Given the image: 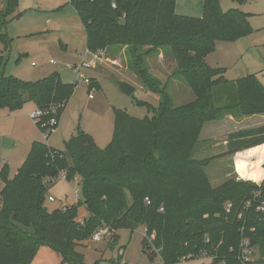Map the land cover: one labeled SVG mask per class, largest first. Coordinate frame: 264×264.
I'll return each mask as SVG.
<instances>
[{
	"label": "trees",
	"instance_id": "16d2710c",
	"mask_svg": "<svg viewBox=\"0 0 264 264\" xmlns=\"http://www.w3.org/2000/svg\"><path fill=\"white\" fill-rule=\"evenodd\" d=\"M221 1L204 0L202 18H192L176 13V0H70L89 53L126 47L131 70L162 101L158 107L138 102L152 114L143 119L116 109L113 137L103 149L78 128L64 150L33 142L12 179L0 158V264H51L49 256L54 264H86L78 248L97 231L107 228L117 241L119 231L139 227L152 263L159 258L161 264H179L205 255L211 264H251L241 257L248 242L246 248L258 249L264 264V214L257 210L264 203V182L229 179L214 188L205 171L208 161L194 158L205 124L264 114V85L255 74L230 81L226 69L206 63L218 42L233 43L254 32L248 14L223 11ZM19 3L5 0L0 12L5 50L12 39L2 27L23 15ZM165 50L193 102L174 106L167 85L146 67L149 56ZM75 89L58 73L36 82L0 73V109L15 113L33 102L42 112L36 125L51 135ZM263 144L264 126L239 132L229 137L228 154ZM63 174L68 182L79 180L82 198L50 211V186ZM81 208L88 213L83 221ZM122 261L120 254L111 264Z\"/></svg>",
	"mask_w": 264,
	"mask_h": 264
},
{
	"label": "rangeland",
	"instance_id": "374dc122",
	"mask_svg": "<svg viewBox=\"0 0 264 264\" xmlns=\"http://www.w3.org/2000/svg\"><path fill=\"white\" fill-rule=\"evenodd\" d=\"M4 4L5 0H0V7L3 5L4 8ZM241 6L253 14L251 26L254 32L233 43L218 42L215 52L206 58V63L212 68L226 67L225 77L228 80L255 74L264 85V0H249ZM18 13L23 15L8 23L6 27H2L3 34L12 39V42L5 50L0 41V59H2L0 73L14 76L25 82H36L57 72L64 81L75 83L76 89L58 127L51 135L36 125L32 115L37 110L33 102H27L16 114H11L7 109H0V142L3 138L13 141L11 149L0 151V158L7 163L11 179L15 177L27 158L33 142L48 143L54 148L64 150V142L70 136L76 135L78 128L98 139L100 134H104L103 139L110 142L114 131L116 109L126 111L130 116L138 119L152 116L149 109L146 106H140L138 102L158 107L162 98L150 91H143L142 83L138 78L133 81L134 86L124 79L123 72L102 67L100 68L102 71L93 69L83 71L84 74L96 78L101 88L79 80V73L74 65H80L82 56L86 54V32L70 0H20ZM44 30L45 32L40 34L36 33ZM112 48L116 49V47ZM158 53L147 58L146 67L152 75L167 85V94L172 98L174 106L193 102L195 97L191 89L176 74L177 64L170 50L163 51L162 61H159ZM51 60L55 64H51ZM91 60V56H88L85 62ZM124 60L129 68L125 76L133 77L130 55L127 54ZM120 83L130 84L135 87L136 92L130 97L124 95L119 89ZM251 117H247L250 119L246 120L248 123L259 122L258 118ZM223 121L204 125L195 148L194 158L199 161H208L205 171L214 188L220 187L229 179L252 182L260 186L264 180L255 178V182L241 179L233 174L234 161L232 154H228L230 149L227 145L230 130L226 134L223 132L230 125ZM222 132L223 135L220 137ZM258 165L259 163L255 165V168L258 169ZM235 173L237 174L236 171ZM3 187L4 183L0 179V192ZM48 195L55 199V202L49 200L46 202L50 211L72 206L82 198L81 185L79 180L68 182L61 176L54 185L50 186ZM263 204L261 203L259 207ZM258 212L264 214V212ZM80 214L79 212V216ZM117 236L119 237L117 241L112 238L113 236H107L100 241L92 237L79 247L78 250L85 256L86 264L97 262L111 264V261L118 258L120 254L123 255L121 264H161L159 258L152 263L144 251L143 227H139L134 232L121 230ZM46 259L51 264L55 263L54 256ZM250 259L251 264H262L258 249L253 250ZM179 264H211V259L204 255L195 260L182 259Z\"/></svg>",
	"mask_w": 264,
	"mask_h": 264
},
{
	"label": "crops",
	"instance_id": "0c3cea01",
	"mask_svg": "<svg viewBox=\"0 0 264 264\" xmlns=\"http://www.w3.org/2000/svg\"><path fill=\"white\" fill-rule=\"evenodd\" d=\"M228 2H230V3H228ZM221 8H222L223 11H229L231 9H239V10H241L242 12H244V13L249 15V21H250V24H251V18L253 16V14L251 12H248L247 10H245L243 8V6H241L240 3L236 2V1H231V0H222L221 1ZM2 10H3V5L0 7V12ZM58 10H60V9H58ZM203 10H204V0H176V13L179 16L192 17V18H202ZM42 32H45V30L44 31H38L36 33L40 34ZM85 38H86V46H87L86 33H85ZM116 49L110 48V49L102 52L103 53V57H104V60L102 62L103 64L102 63H98L96 65V67L93 68V70H100V68H102V67H108L110 69H113L116 72H120V73L123 72V74H124L123 77H125L124 79H126V81L128 83H130L131 85L135 86V84H133V81L135 80V78L137 79V76L134 73H133V77H131V76L130 77H126L125 76V74H127V72H129V68H128L127 64H125V60H124L125 56H127L126 47H116ZM158 54H160L159 61H162L164 59L163 58L164 57L163 51H160ZM88 56H90V54H89V51L87 49L86 54L82 56V63L84 61L88 60ZM51 61H53V60H51ZM51 61H50V63H51ZM51 64H55V62L51 63ZM80 65L75 64L74 67L77 69ZM218 68L226 69V67H218ZM100 71H102V70H100ZM226 72H227V69H226ZM54 73H57V72H54ZM54 73H52V74H54ZM84 75L86 77L88 76L86 74H84ZM256 76L258 77V75H256ZM60 78L62 79L61 75H60ZM87 78H89L91 80V83L92 82H93V84L96 83L97 84V86H96L97 88H101L100 83H98L99 81L96 78L90 77V76H88ZM235 80H237V79H235ZM235 80H232V81H235ZM259 80H261V79L259 78ZM62 81L66 82L63 79H62ZM68 82L72 83L71 81H68ZM89 85H91V84H89ZM142 87L143 86H141V88ZM142 89H143V91H148L144 87ZM90 98H92V96H90ZM69 103H68V105H69ZM68 105H67V107H68ZM67 107H66V109H67ZM35 109L37 110L36 105H35ZM19 112L20 111L15 112V113H11V112L10 113L11 114H16V113H19ZM251 118H258L259 122L251 121V122L248 123L246 120H250V119L247 118V117H245L243 119H241V118L239 119V118H233L232 116H227L224 119V121L226 122V124H229L230 126L229 127L227 126L224 129V131H223L224 134H226V132L230 130V133L228 134V137H230L231 135L239 133V132H244V131H248V130H252V129H257V128H261V127L264 126V115L252 116ZM223 132L220 135V137H222ZM72 136H74V135H72ZM72 136H70V138L67 141H69ZM103 136L105 138L104 134H100L99 135L100 139L96 138L95 136H93V138L95 139L96 144L100 145L99 147L104 146L103 148H105L111 142L112 138H110V142L109 141L106 142L105 139H103ZM111 137H113V135ZM228 140H229V138H228ZM66 142H64V143H66ZM47 145L49 147L53 148V149L60 150V149L54 148L53 146L49 145L48 143H47ZM245 151L238 152V153L232 155V159L234 161V167H235L233 174L236 175V176H239L241 179L252 180V181H255V182H256V180H254L255 178L256 179H260V181L264 180V168L262 166V165H264V144L260 145V146H257V147H254V148H251V149H248V150H245ZM2 162L5 164V162L3 160H2ZM257 163H259V165H258L259 168L258 169L255 168V165ZM235 171L237 172V174L235 173ZM76 180H78V179H76ZM76 180H74V181H76ZM80 213L81 214H80L79 219H78L79 221H83L84 219H86L88 217V213L85 211L84 208L80 209Z\"/></svg>",
	"mask_w": 264,
	"mask_h": 264
},
{
	"label": "built area",
	"instance_id": "2783aa9c",
	"mask_svg": "<svg viewBox=\"0 0 264 264\" xmlns=\"http://www.w3.org/2000/svg\"><path fill=\"white\" fill-rule=\"evenodd\" d=\"M89 54H90L92 60L89 61V62H85V61H84V62H83L78 68H77V71H78V73H79V80H80L81 82L83 81V82L86 83V84H91V80H90L89 78H87V77L84 75L83 71H84V70H87V69H93V68H95L96 65H97L98 63H102L103 60H104V57H103V53H102V52H99V53H89ZM51 63H54V62L51 61ZM32 116H33V119H34L35 122H36V121L40 120V118L42 117V112L39 111V110H37ZM50 125H51V126L56 125V121H55V120H52V121L50 122ZM62 178H64V179L66 180L65 174L62 175ZM49 201H50V202H55V199H54L53 197H49ZM149 203H150V202L148 201V204H149ZM258 211L264 212V204L261 205V206L258 208ZM107 236H108V237L111 236V233H110L109 229L104 228V229H100L99 231H97V232L94 234L93 238H94V240H96V241H100L101 239H103V238H105V237H107ZM247 245H248V242H245V243L243 244V246L245 247V250L242 251V253H241V257H242V259H243L244 261H246V262H250V260H251V259H250V255L253 254V251L250 250V249H247V248H246Z\"/></svg>",
	"mask_w": 264,
	"mask_h": 264
},
{
	"label": "water",
	"instance_id": "95a60500",
	"mask_svg": "<svg viewBox=\"0 0 264 264\" xmlns=\"http://www.w3.org/2000/svg\"><path fill=\"white\" fill-rule=\"evenodd\" d=\"M121 22L122 24L124 23V21H121ZM119 89L124 95L129 96V97L132 96L136 91L135 87L127 83H120ZM0 144H1V149L9 150L12 148L13 141L9 138H3Z\"/></svg>",
	"mask_w": 264,
	"mask_h": 264
}]
</instances>
